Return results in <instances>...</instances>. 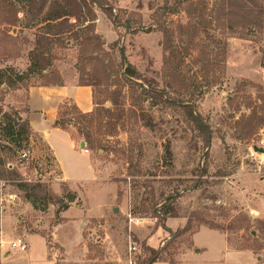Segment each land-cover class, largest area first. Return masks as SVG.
<instances>
[{"label": "rangeland", "instance_id": "1", "mask_svg": "<svg viewBox=\"0 0 264 264\" xmlns=\"http://www.w3.org/2000/svg\"><path fill=\"white\" fill-rule=\"evenodd\" d=\"M11 1L19 11L15 25L7 22L11 13H0V72L7 75L0 161L59 198L76 195L71 207L84 213V239L76 256L59 250L58 264H142L144 246L165 249V261L155 264H264V152L255 150L264 149V31L232 28L224 0H109L130 30L97 8L93 25L83 18L46 22L58 12L54 4L33 19L22 0ZM93 30L108 55L96 52ZM128 66L147 80L128 77ZM85 84L95 105L81 122L96 141L87 149L110 170L101 183L64 182L39 135L18 141L32 85ZM74 105L61 104V122L75 123ZM181 105L209 126V148ZM68 130L77 134L73 125ZM153 200L174 206L180 217L160 222L144 210ZM56 212L0 180V227L6 224L10 237L39 234L51 243ZM194 243L205 250L193 253Z\"/></svg>", "mask_w": 264, "mask_h": 264}, {"label": "trees", "instance_id": "2", "mask_svg": "<svg viewBox=\"0 0 264 264\" xmlns=\"http://www.w3.org/2000/svg\"><path fill=\"white\" fill-rule=\"evenodd\" d=\"M25 4L26 15L31 16L33 19H38L41 15L44 14L45 10L50 4L58 9L56 15L49 18L46 22H57V21H67L70 18H75L79 20L80 18L89 19V23L92 25L97 21V15L95 9L101 10L109 20L115 25V27L130 30L132 27L129 21H123V18L117 13L116 8L109 0H22ZM224 14L223 17L226 18L229 25L232 28L240 27L242 29L254 28L257 30L264 31V6L262 5L261 0H224ZM0 13H11V19H7L9 25H15L16 20L18 19L19 11L16 8L15 3L11 0H2L0 6ZM67 25H69L67 23ZM56 35H59L56 34ZM94 41V47L96 52L108 55L104 50V44L102 39L96 35L93 30L92 35ZM33 68H31L26 74L17 75L16 81L23 82L27 79L28 75L32 73ZM125 74L130 78H135L137 80L146 79L142 75L136 73L131 66H128ZM147 80V79H146ZM7 82V75L5 72H0V87ZM63 86V85H61ZM92 87V85H79ZM36 87L34 85L31 86ZM38 87H43L38 86ZM183 113L188 120V123L192 126L193 131L196 133V137L201 140L205 148H209L212 142V136L209 126L204 122V119L194 113L190 105H181ZM74 111L76 113L75 123L72 122V119L61 122L60 116L56 120L55 125L63 130H68V126L73 125L77 129L78 134L85 140L87 146L94 150V145L96 141L89 131L88 127L81 125V122L90 118L95 113L94 110L91 113H83L80 109L74 105ZM106 112L109 113L108 110ZM30 112H28L27 119L23 122V125H20L18 129L19 142L26 141L29 142L30 138L33 135L30 121H29ZM9 116V115H8ZM7 117V114H5ZM21 120V119H19ZM89 124L93 121H89ZM79 125V126H78ZM7 136L11 137L14 134L13 126H9L7 129ZM20 143V144H21ZM0 180L5 181L8 185L16 187L19 191L25 194L27 200L33 202H41L44 205V208H48L50 205L57 206L56 216L58 217V224L64 223L66 220L61 219L60 215L68 211L71 205L77 200L76 195H70L68 200L57 197L53 192L49 190L42 183H29L24 181L20 175L14 169H8L0 161ZM201 182V181H200ZM197 186V185H195ZM168 201V198L165 202ZM159 206L160 209H157ZM145 212H151L155 218L160 222H164L167 219H177L179 218V213L176 208L172 205L162 202L152 201L149 206L145 207ZM190 223L182 229H179L177 233L173 235V239L179 238L190 230ZM145 254H148V257L144 259L142 264H155L157 262H163L162 255L165 251L164 248L153 249L144 246ZM168 264H174L169 262Z\"/></svg>", "mask_w": 264, "mask_h": 264}, {"label": "crops", "instance_id": "3", "mask_svg": "<svg viewBox=\"0 0 264 264\" xmlns=\"http://www.w3.org/2000/svg\"><path fill=\"white\" fill-rule=\"evenodd\" d=\"M28 95L29 121L32 132L39 135L48 146L59 168L62 180L78 183L106 181L110 170L103 166L101 160H95L91 153L82 150L81 144L84 141L78 132L74 135L69 130H63L55 125L60 106L65 101H72L83 113H91L95 107L93 88L79 85L32 87ZM85 148H88L87 144ZM77 157H83L86 163L80 165L76 162ZM104 174L105 177H103ZM69 213L71 216L65 218ZM62 217L66 219V222L53 227L50 236L51 243L39 234L24 237L29 247L25 253L11 249L10 243L18 237H10L12 235L7 229V225L1 224L0 264H58L56 258L59 250L68 256H76L84 239V213L76 207H70ZM204 230L206 229L195 234L193 241ZM61 231H65V233L60 235ZM65 235L66 237H64ZM150 239L148 242L156 248L158 241L153 244ZM194 246L196 247L195 243ZM68 249H72V251L70 252ZM204 250L196 247L193 253H201Z\"/></svg>", "mask_w": 264, "mask_h": 264}, {"label": "built area", "instance_id": "4", "mask_svg": "<svg viewBox=\"0 0 264 264\" xmlns=\"http://www.w3.org/2000/svg\"><path fill=\"white\" fill-rule=\"evenodd\" d=\"M83 151L86 153H90V150L87 148H84ZM11 249L18 250L21 253H25L28 251V242L24 237H18L15 241H12L10 243ZM130 251H137L136 245H130Z\"/></svg>", "mask_w": 264, "mask_h": 264}, {"label": "water", "instance_id": "5", "mask_svg": "<svg viewBox=\"0 0 264 264\" xmlns=\"http://www.w3.org/2000/svg\"><path fill=\"white\" fill-rule=\"evenodd\" d=\"M85 146H86V142H83L82 144H81V148H85ZM256 151H259V152H264V149H258V148H256L255 149Z\"/></svg>", "mask_w": 264, "mask_h": 264}]
</instances>
